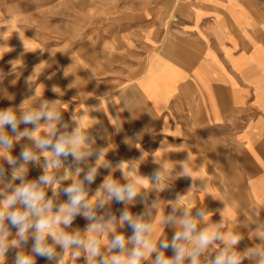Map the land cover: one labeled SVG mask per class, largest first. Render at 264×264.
Masks as SVG:
<instances>
[{"label":"crops","instance_id":"1","mask_svg":"<svg viewBox=\"0 0 264 264\" xmlns=\"http://www.w3.org/2000/svg\"><path fill=\"white\" fill-rule=\"evenodd\" d=\"M257 4L192 0L187 30L164 36L134 80H97L89 94H67L63 74L47 75L28 99L30 88L12 84L17 132L33 136L18 137L10 125L0 128L12 140L10 148L0 149V165H9V157L15 161L10 165L18 167L42 165L44 175L53 177L51 185L59 181L65 197V186L82 188L89 209L81 208L76 223L83 229L82 214L91 211L90 223L100 230L90 236L100 242L101 251L90 259L82 247L85 264L130 255L134 229L122 221L125 211L151 227L143 235L156 250L140 264H156L158 254L174 260L172 241L183 231L184 220L196 224L191 239L177 241L189 251L203 231L223 237L196 257L198 264H213L221 254L237 255L240 264H264V9ZM3 96L2 84L1 100ZM36 100L42 104L30 107ZM50 111L60 119L22 122L24 115ZM77 131L83 137V158L60 157L55 167L46 168L45 162L55 157L34 141L55 142ZM24 150L38 159L22 160ZM93 168L95 178L89 183L85 177ZM138 179L147 184H136ZM108 180L136 184L137 196L126 202L109 199L104 189ZM116 235L125 237L123 251L111 248ZM232 236L239 237L236 245L229 243ZM180 264H191V257Z\"/></svg>","mask_w":264,"mask_h":264},{"label":"rangeland","instance_id":"2","mask_svg":"<svg viewBox=\"0 0 264 264\" xmlns=\"http://www.w3.org/2000/svg\"><path fill=\"white\" fill-rule=\"evenodd\" d=\"M191 1L0 0V86L3 84L4 88L0 111L12 110L13 100H16L12 84L17 87L21 83L30 88L25 98H32L31 89L47 75L63 74L67 94L76 91L85 95L97 80L136 79L144 71L147 57L164 36L187 30ZM257 1L258 7L264 9V0ZM25 103L30 106L31 102ZM31 104L34 108L42 103L36 100ZM0 170H3L0 210L6 214L27 211L19 201L6 210L2 205L22 184L37 183L38 189L46 194L45 200L53 202L52 215L58 212L59 205L69 202V197L61 195L58 182L38 183L44 175L42 165L40 168L37 165H0ZM78 215L67 226L63 223L52 225L43 243L53 248L56 255L46 261L45 256L33 252L35 228L30 227L26 239L21 240L18 227L5 218L0 227L7 232L4 240L7 251L0 264H16L17 256L31 257L34 264H85L82 247L73 245L65 251L52 236V233L71 236L78 233L80 239L90 236L87 230L90 220L82 214L85 227L79 228L76 221L81 218ZM37 219L29 214L30 223L34 224ZM13 241L17 243L13 245ZM77 252L79 256L75 255Z\"/></svg>","mask_w":264,"mask_h":264},{"label":"clouds","instance_id":"3","mask_svg":"<svg viewBox=\"0 0 264 264\" xmlns=\"http://www.w3.org/2000/svg\"><path fill=\"white\" fill-rule=\"evenodd\" d=\"M42 117L47 120L60 119L59 114L53 112L47 113H34L27 114L22 117V122L25 124H35ZM4 125H10L13 132H17V121L15 115L9 111H0V128ZM55 130L53 129V133ZM18 137H29L32 138L33 134L27 131L17 132ZM35 144L41 150H51V153L54 155V159L48 160L45 162L46 168L55 167L59 160L58 158L64 157L67 158L69 155H72L77 161L83 158V153L79 151V148L83 142V137L80 136L77 131L72 136L64 137L61 136L57 141L53 142L49 139H36ZM12 146V140L7 136L0 134V149H7ZM47 155L48 152L45 151ZM99 156V153H97ZM21 159L24 161H36L38 158L31 151L24 150L21 152ZM8 163L13 164L15 161L9 157ZM96 169L93 168L86 175L85 179L92 183L95 178ZM3 176V170H0V177ZM153 179H158L157 174H153ZM53 177L50 175H42L39 178V184H51ZM59 182V181H57ZM136 184L146 185L147 180L138 179ZM136 184H127L126 186H121L114 181L108 180L104 182V189L108 193L109 199H115L117 202L121 201H131L137 194L138 189ZM63 191L68 195L69 202L66 205H61L58 209V212L55 215H52L53 202L51 200H45V193L40 191L37 187V183L22 184L17 187L12 195H9L3 202V209H9L19 201L21 204L25 205L27 211H12L6 214L5 211L0 210V224L5 220L8 221L15 227L19 229V236L21 240L26 239V232L30 227H34L37 233L36 243L33 247V252L46 256L49 259L55 257V252L53 248L46 246L43 241L45 236L50 233L53 224L63 223L65 226L69 225L72 220L75 218L76 214L80 212L81 208L89 209V205L84 203L85 196L82 188L73 184ZM100 207H103V202L100 203ZM29 214L35 215L38 219L34 224L29 222ZM84 216L90 221L93 219L91 211H85ZM197 216L200 219H204L203 212H197ZM122 221H125L129 224L130 227L134 229V236L131 238L135 243V247L131 250V253L128 257L123 255H112L110 259H101V264H140L141 260L146 258L149 253L155 251V246L144 238L145 232H150L151 227L147 224L138 222L137 219H134L127 211H125L121 217ZM171 219V218H170ZM183 226L182 232H177L173 241L172 247L176 253L174 260L165 259L163 255H159L156 258V264H180L183 258L188 255L191 257V264H198L196 257L207 248V246L215 239H223L219 236L218 233L212 230L201 232L198 237H196V247L194 250L189 251L184 246L177 243L180 239L189 240L192 238V233L196 229V224L191 220L181 221ZM89 232H96L100 230V227L95 223H90L88 225ZM7 236V232L0 227V259L3 258L7 251V245L4 243V240ZM53 239L59 243L65 251H67L73 245L78 247H83L86 249L89 258H96L101 256L100 251V242L94 238L89 237L87 240L79 238L77 233L75 236L67 235L64 233L56 234L52 233ZM239 237L232 236L229 238V243L231 245H236L238 243ZM17 242L13 241L12 244L15 245ZM126 240L123 235H116L111 241V248H119L121 251L125 249ZM162 247L167 248L168 243H162ZM76 256H79V253H75ZM16 264H34V261L31 257L27 256H17ZM213 264H240V259L237 255H224L221 254L216 257L213 261Z\"/></svg>","mask_w":264,"mask_h":264}]
</instances>
